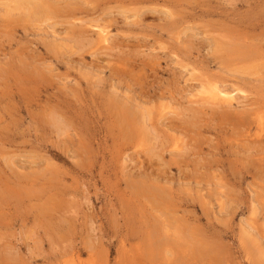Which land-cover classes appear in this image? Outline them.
Segmentation results:
<instances>
[{"label": "rangeland", "instance_id": "rangeland-1", "mask_svg": "<svg viewBox=\"0 0 264 264\" xmlns=\"http://www.w3.org/2000/svg\"><path fill=\"white\" fill-rule=\"evenodd\" d=\"M262 122L264 0H0V264H264Z\"/></svg>", "mask_w": 264, "mask_h": 264}, {"label": "bare ground", "instance_id": "bare-ground-1", "mask_svg": "<svg viewBox=\"0 0 264 264\" xmlns=\"http://www.w3.org/2000/svg\"><path fill=\"white\" fill-rule=\"evenodd\" d=\"M17 2H18V1H17ZM21 3H22V2H21ZM85 3H86V2H85ZM44 4H45V3H44ZM19 5H20V4H19ZM19 5H16V6H19ZM26 8H27V7H26ZM43 8H45V7H43L42 4H39V5H33V6H31V7H30V10H31L32 13H33V12L36 13V12H41V9H42V11H43ZM46 9H47V8H46ZM44 10H45V9H44ZM69 25H70V24H69ZM104 27H105V26H104ZM97 29H98V28H97ZM94 31H95V30H94ZM99 32H100V34H101V33H103L104 31L102 30V31H99ZM78 34H79V33H78ZM80 34H81V33H80ZM98 35H99V34H98ZM104 35H105V34H104ZM105 36H106V35H105ZM101 39H102V38H101ZM81 40H82V39H81ZM107 40H108L107 38H103V42H104V41H107ZM101 42H102V41H101ZM93 43H94V42H93ZM106 43H107V42H106ZM89 45H90V44H89ZM118 47H119V46H118ZM130 51H131V50H130ZM131 57H132V56H131ZM130 68H131V67H130ZM216 87H217V86H216ZM224 88H225V87H224ZM237 89H238V88H237ZM215 90H216V89H215ZM209 91H210V90H209ZM211 91H212V90H211ZM211 91H210V94H211ZM239 91H241V89H240ZM239 91H238V92H239ZM221 92H222V90H221ZM223 92H224V91H223ZM223 92L221 93V95H222V97H221V99H220V101L222 100L221 102H228V101L230 102V101L233 100V98H232L233 95L230 96V94H229L228 92H227L228 94H223ZM212 93H213V92H212ZM219 93H220V92H219ZM216 95H217V94H213V97L216 98ZM207 96H208V95H207ZM208 97H209V96H208ZM235 98H236V97H235ZM237 98H238V97H237ZM241 99H243V98H241ZM209 100H210V98H209ZM214 100H215V99H214ZM215 102H216V101H215ZM218 102H219V101H218ZM136 103H137V102H136ZM195 103H196V102H195ZM122 104H123V103H122ZM228 104H229V103H228ZM206 105H207V104H206ZM116 106H117V104H116ZM114 108H115V109H114ZM114 108H113L114 111H115V110L117 111V113L120 115V117L122 118V120L124 119V116L127 117V118L130 117V114H129V113H127V112H125V111H122L121 109H118V108H116V107H114ZM120 108H121V107H120ZM135 110H136V109H135ZM112 111H113V110H112ZM193 112H194V111H193ZM193 112H192V113H193ZM196 112H197V111H196ZM115 113H116V112H115ZM119 115H118V116H119ZM199 115H200V114H199ZM221 115H223V114H221ZM194 116H195V115H194ZM224 116H225V115H224ZM226 116H227V115H226ZM228 116H229V115H228ZM130 118H131V117H130ZM130 118H129V119H130ZM131 119H133V117H132ZM228 119H232V118H231V117H230V118L228 117ZM124 120L127 121V119H124ZM236 120H237V119H236ZM260 121H261V120H260ZM128 122H129V121H128ZM130 122H131V121H130ZM143 122H144V121H143ZM223 122H224V121H223ZM231 122H232V121H231ZM233 122H234V121H233ZM237 122H238V121H237ZM122 123H123V122H122ZM229 123H230V122H229ZM262 123H263V122H262ZM262 123H261V124H262ZM123 124H124V123H123ZM123 124H122V125H123ZM263 124H264V123H263ZM263 124H262V125H263ZM237 125H238V124H237ZM239 125H240V124H239ZM262 125H260V126H262ZM123 126H124V125H123ZM187 126H188V125H187ZM260 126H259V127H260ZM129 127H131V125H129ZM219 127H220V126H219ZM263 127H264V125H263ZM125 128H126V127H125ZM224 128H225V127H224ZM126 129H127V128H126ZM176 129H177V128H176ZM260 129H262V128H260ZM131 130H132V129H131ZM150 130H151V129H150ZM257 130H258V129H257ZM138 131H140V130H138ZM182 131H183V130H182ZM258 131H259V130H258ZM126 132H127V130H126ZM126 132H125V133H126ZM134 132H136V131H134ZM142 133H143V132H142ZM126 134L128 135V133H126ZM258 134L260 135V132H259ZM262 134H263V133H262ZM127 135H126V136H127ZM256 137H257V136H256ZM256 137H255V138H256ZM257 138H258V137H257ZM178 140H179V139H178ZM258 140H259V138H258ZM230 142H231V141H230ZM255 142H256V141H255ZM187 143H188V142H187ZM252 143H253V141H252ZM252 143H251V144H252ZM258 143H259V141H258ZM174 144H175V143H174ZM254 144H255V143H254ZM160 145H161V144H160ZM175 145H176V144H175ZM261 145H262V144H261ZM258 147H259V146H258ZM152 149H153V148H152ZM263 149H264V148H263ZM259 160H261V159H259ZM261 167H263V166H261ZM263 168H264V167H263ZM263 172H264V171H263ZM216 175H218V174H216ZM261 178H262V177H261ZM224 185H225V184H224ZM225 187H226V186H225ZM257 187H258V186H257ZM138 188H139V187H138ZM139 189H140V188H139ZM261 190H262V188H261ZM0 196H1V195H0ZM237 196H238V195H237Z\"/></svg>", "mask_w": 264, "mask_h": 264}]
</instances>
